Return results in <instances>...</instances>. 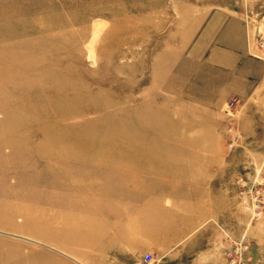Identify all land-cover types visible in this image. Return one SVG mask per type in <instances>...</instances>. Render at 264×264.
<instances>
[{"label":"rangeland","instance_id":"rangeland-1","mask_svg":"<svg viewBox=\"0 0 264 264\" xmlns=\"http://www.w3.org/2000/svg\"><path fill=\"white\" fill-rule=\"evenodd\" d=\"M215 15L259 21L264 0H0V264H159L172 212L154 180L201 174L202 155L226 164L221 259L264 264V110L243 125L236 96L172 104Z\"/></svg>","mask_w":264,"mask_h":264},{"label":"crops","instance_id":"crops-1","mask_svg":"<svg viewBox=\"0 0 264 264\" xmlns=\"http://www.w3.org/2000/svg\"><path fill=\"white\" fill-rule=\"evenodd\" d=\"M198 26L191 60L206 54L201 64L204 72L195 80H179L172 104L178 102L181 112L205 108L218 111L225 99L236 96L244 105L240 122L246 125L248 114L264 110V51L252 49L238 16H210ZM201 160L197 164L201 174L181 170L154 180L159 196L155 199L164 201L163 208L171 203L172 212L169 222L162 217V224L169 228H162L167 243L156 254L159 264H224L221 255L225 240L215 226L217 214L211 213L210 184L226 164L221 155H202Z\"/></svg>","mask_w":264,"mask_h":264},{"label":"built area","instance_id":"built-area-1","mask_svg":"<svg viewBox=\"0 0 264 264\" xmlns=\"http://www.w3.org/2000/svg\"><path fill=\"white\" fill-rule=\"evenodd\" d=\"M243 26L247 32L252 48L256 51L264 50V15L259 21L253 20L249 15L244 16ZM235 98H230L224 104V112L229 113L235 104ZM140 264H154V259L150 254H144L140 258Z\"/></svg>","mask_w":264,"mask_h":264}]
</instances>
